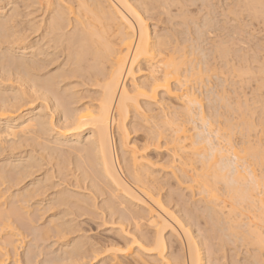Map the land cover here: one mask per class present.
<instances>
[{
	"label": "bare ground",
	"instance_id": "obj_1",
	"mask_svg": "<svg viewBox=\"0 0 264 264\" xmlns=\"http://www.w3.org/2000/svg\"><path fill=\"white\" fill-rule=\"evenodd\" d=\"M214 1L217 2L216 0H0V153L3 154L7 150L9 155L14 157L17 155L12 161L3 162L5 158H1L0 232L4 231L2 227L13 232L15 228L10 229L12 220L28 217L33 209V212L36 210L38 214L41 210L45 213L49 212V209L54 210L57 206L58 209L65 207L67 210L64 214L58 210V213L51 214L45 223L46 226H42L43 228L40 226L41 230H38L35 224L32 225H35L36 229L31 226L34 232L39 231L36 232L38 236L36 233L34 235L40 242L48 240L53 232L52 237H57L60 254L62 250V257L59 255L60 258H52V262L44 261V264H79L78 262H82L87 255H95L92 259L103 255L104 258L97 261L100 264H215L212 258L216 259V257L211 255H214V250L218 248L214 249L210 244L214 250H209V233H214L218 239L220 252L228 243L234 241L255 244L258 248L254 250L255 252L251 251V254L252 252L254 254L251 255L253 256L251 263H264V254L261 255L264 252V141H261L264 136V128L262 130L261 127L264 125V99L260 100V97L258 100L259 97L255 96L256 99L253 97L255 101L258 100V102L253 100L255 102L253 105L258 103L256 106L260 109L253 107L259 113L257 118L254 117L255 120L257 119L256 123L251 118L252 103L249 106L246 105L248 102L239 103L242 97L236 96L235 100L238 101L234 106L230 104L233 98L228 99V95H225L226 91H222L223 88L228 90L227 87H230L226 84L228 79L223 77L225 75L227 77V74L223 73L221 76L222 72L229 75V72L225 71V69L229 71V64H232L229 63L231 60L229 56L235 57L237 64L242 65L244 62L245 66L249 64L243 60V55H239L240 50L236 48L237 46L229 45L235 41L236 35L239 36L237 26L243 31L245 28L248 31V25L243 28L245 21L239 23V17L235 16V12L232 13V9L236 6L241 12L245 10L244 13L246 12L256 21L261 20L262 24L264 0H218L217 4ZM195 5L199 8L196 10L199 11L198 14L204 13L199 15L201 22L199 21L198 24L192 23L190 19L191 24H194V30L192 26L190 30L194 33L193 37L190 33L189 39L185 36H188L186 34L189 27L186 26L190 23L185 17L190 14L189 7ZM230 6L234 7L231 9ZM172 7L173 12L176 10L174 14L171 11ZM187 7L189 9H186ZM230 13L235 14L238 19L234 18L237 21V25L233 23L236 27H229L232 30L227 26L230 22ZM191 15L195 19V14L191 13L189 17ZM163 16L166 17L165 21H162ZM183 17L188 23L179 25L178 20ZM242 18L240 19L243 20ZM174 19L178 21V25L175 24L178 27L181 24L185 25L183 27L187 29H184L185 35H182L184 30L180 28L176 30L174 25L168 28ZM183 19L180 21L183 22ZM248 19L249 22L253 20ZM148 21H155L156 27L162 21L165 25L168 24L165 27L168 29L163 31L160 28L158 32L151 28V31ZM174 30H181V33L178 32L176 35ZM224 30L225 33L226 30H231L228 34L234 35L233 39L227 33L225 36L220 35L219 32L224 33ZM249 34L247 36L251 35ZM32 36H36V40L31 41ZM183 36L185 42L190 44L187 47L189 50L184 48L185 42L180 39ZM225 37L227 40L221 39ZM235 38L239 39L237 36ZM205 41L210 47L203 45V49L202 44ZM182 46L186 51L188 50L187 53L183 52ZM262 50L260 45V50L255 49L254 52H264ZM255 53L254 57H257L258 61L253 57V61H250L251 57L247 59L251 63L257 62L258 70L260 69L261 74H264V58L262 57L261 60V56L258 57L260 53ZM186 56L198 57L199 63L196 61L197 64L189 63ZM210 57L221 59L222 61H219L220 64L223 62L224 70L219 66L222 72L218 76L222 80L217 76L211 78L217 80H213L216 82H213L215 85L211 86V80L206 81L204 91L211 93L206 92L207 96H203H206L208 105L213 104L212 100L214 103H221L224 112L226 111V114L223 112L224 115L217 113L222 106L217 104L220 107L214 108L213 104V106L209 105L210 107L206 106L208 109L213 107L212 113L209 110L211 115L208 116V109H206L208 113L204 111L203 108L206 107L202 106V100L198 97L202 94L196 95L194 87L187 89L188 82L203 77L211 70L214 71V65L211 66L212 68L208 65H217V63L215 59H212L215 63L209 61ZM236 63L234 62L235 66L233 64L232 66L236 67ZM54 65L55 68L50 70L49 68ZM239 69L237 70L239 75H236L243 74L244 77V74H247L246 81H249L250 75H254L250 72L253 68L248 67L249 70L246 68V72L245 69L244 72L242 68ZM231 73L236 72L231 71ZM257 77L259 78V75ZM261 77V80H258L263 89L264 79ZM223 79L227 82L225 83ZM232 85L230 88L233 94L235 88H232ZM214 88L218 89L217 92L219 90L221 92L217 93L215 89V93ZM237 92L235 93L238 94ZM259 92H255L256 95ZM228 93L229 90L226 94ZM208 95L211 98L214 95L211 102L208 101ZM23 108L24 110L20 112ZM14 113L19 114L15 116ZM233 113L239 117L238 120L236 119L237 122L232 120L235 116L232 115ZM222 115L223 123L219 122V119L223 118ZM186 123L193 126L192 129L189 128L195 131L193 135L189 133L188 128L186 129ZM215 123L219 126L222 123L221 127H215ZM212 126L216 129H212ZM256 126L261 127L257 131L259 135H255L258 143L248 140L249 133H253ZM235 130H239L241 134L237 132L242 135V139L245 138V141L238 140L241 143L243 141L241 148L240 144L238 145L239 150L230 139L234 137H231V134L234 135ZM138 131L142 132L141 136H143L142 141L140 140L141 145H133L135 141L131 145L130 133H138ZM162 151L168 156L165 161L158 160V157L162 160L166 158L165 153L162 154L164 159L161 157ZM44 164L45 167L51 165L45 170L41 179L37 178L38 180L31 181L27 186H19L32 177L34 169H42ZM153 171L168 173L161 178L172 176L170 179L174 178L173 183L180 187L188 184L186 191L196 190L198 193L196 197L199 196L203 207L199 208L202 203L196 207V201V204L193 203L194 210L198 208L199 211L196 209L195 212L192 209V203V207H186L185 210L191 209V215L193 212L196 215L200 212V218L205 213L207 224H204L205 219L201 221L209 227L205 229L204 225L202 228L198 226L201 229L199 232L203 230L205 232H198L196 226L202 224L200 218L193 215V218L199 219L194 228L197 234L194 235L190 227L195 222L190 224L194 221L190 212L183 211V214L182 209L177 208V205L180 206L177 200H180L181 204L182 200L185 201L188 197L182 199L185 196H181L184 191L180 192L177 190L180 188L176 187L175 192L179 199L173 194L177 197L175 199L171 193L173 191H170L174 190L175 184L172 185L170 179L168 181L164 179L167 183L170 182V185L167 184L159 179L160 173L156 174ZM56 174L59 181L51 182ZM154 174L158 177L156 178ZM158 180L162 181V185ZM163 184L168 185L167 194L161 191ZM47 188L51 191L53 189L54 192L48 200L46 199L47 204L42 206L44 197H40L41 200L36 199L42 191L46 192ZM193 194L191 192V197ZM97 198H102L99 207L100 203L98 205L96 203ZM34 199L36 201L33 208L34 205L30 203ZM188 202L190 201L187 200V204ZM170 204H173V207H170ZM181 206L183 208V204ZM175 207L184 219L188 217L185 220L190 223H186L184 219L185 223L180 222L178 218L182 219V217L176 215L180 212L173 210L174 214L171 211ZM74 210L85 211L80 213L84 216L86 212L90 216L89 213L107 216V220L111 221H108L110 225L112 226L113 223L118 227L115 232L116 238L125 241L120 244L122 242L119 243L117 239L118 242H115V239L111 238L114 241L105 243L102 240L94 243L93 238L89 237L90 234L87 233L86 236L85 230L86 235L80 234L81 236L79 235L76 240L74 238L75 241L71 240L70 243V240L65 239L64 236L79 234L83 227L74 224L73 219L63 220L64 222L61 220L73 214ZM97 211L100 213L98 214ZM77 214L79 213H76V216ZM79 227H82L81 230L77 229ZM149 228L152 229L150 235L149 232L148 234L145 232ZM12 232L10 235L14 236ZM177 234L181 239L175 244L173 238ZM169 241L175 245L182 243L185 253L183 251V254L181 250L175 252L176 248L172 250L173 244ZM17 244L18 241L12 240L4 243L5 246L12 248L14 254ZM167 244H171L168 245V250L174 251H169L171 255H168ZM182 244L178 248L182 247ZM0 264H3L1 259Z\"/></svg>",
	"mask_w": 264,
	"mask_h": 264
},
{
	"label": "rangeland",
	"instance_id": "obj_2",
	"mask_svg": "<svg viewBox=\"0 0 264 264\" xmlns=\"http://www.w3.org/2000/svg\"><path fill=\"white\" fill-rule=\"evenodd\" d=\"M216 1L218 2V0H216ZM219 1H220V0H219ZM214 2H215V1H214ZM217 2H215V4H217ZM218 4H220V2H219ZM189 5H190V4H189ZM196 5H197V4H196ZM196 5H195V7H193V6H192V7H189L190 9H189L188 7L186 8V9H189L188 12L190 11V12H189L190 14H191V13L195 14V15H194V16H195L194 18H195L196 20L193 19V15H191V16L189 17L190 14L188 15V12L186 13V14L188 15V17H185V16H184L185 18H188L190 24H191V22L194 23V24H195V23H197V24L200 23L201 21H200L199 19H201V16H199V15H203V13H204V12H201L202 14H201V13L198 14L197 12H199V11H196V10H198L199 8H197ZM217 6H218V5H217ZM219 6H220V5H219ZM234 6H235V5H234ZM234 6H233V7H234ZM233 7L230 6L231 9H232ZM172 8H173V7H172ZM195 8H196V9H195ZM192 9H193V12H192ZM236 9H237V7L235 6L234 9H232V10H233L232 13L235 12L236 15H235V14H234V15H235L237 18L239 17V23H241V22L244 23V21H245V23L247 22L246 24L244 23L243 28L247 27V25H248V27H247V28H248V31H246V28H245L244 31H243V30H241V29L237 26L238 31H237V30H236V31L239 33V36H238V35H236V36H237V38H239L238 40H239L240 42H241V41H242V42L239 43V41L236 40V38H235L236 36L234 37V35H232V36L234 37L235 41L232 40L233 37L231 36L230 33H231L232 28H233L234 26L236 27V25H237V21L234 20V18H235V19H237V18H236L233 14L230 13V15H233V16H231L233 19H232V18L230 17V15H229V21H230L232 24L234 23V24H236V25L233 24V26H231L232 24L230 25V22H229V24L227 25L228 28H229V27H232V28H229V29H231V30H229V31L226 30V31H227L226 33H227V34H228V32H230V33L228 34V36L230 35V37L232 38V39H229V40H230V41H234V42H231V43L229 42V43H230L229 45H230V47H231V45H232L233 47H234V46H235V47L237 46L236 48H237V49L239 48L238 50H240V51H239V55H241V56L243 55V60L246 61L247 64H248V63H249V64H252V65H249V64L247 65V66L249 67V69H252V68H253V70H255V71L257 70V73H258V74L255 73V71H253V70L251 71V70H250V72H253L254 75H250L251 73L248 74V75H250V77L253 76L252 78H254L255 80H253L252 78L249 77V81H246V80H248V79H247L248 77H246L247 74H244V75H245V76H244L245 78H244V77H242L243 74H241V76H238L239 73H238V71H237V70H240L239 68H242V69H243V72H244V69H245V72H246L247 69H248V67L245 66L246 63L244 62V64H242V65H240V63L237 64V63H236V60H235V57L232 56V57H233V60H232V57L229 56V58H231V60L229 59V60H230L229 63H232L234 66H235L234 62L236 63V67L232 66V64H229V66H230L229 71L225 69V71L229 72V75H231V77H230V76L228 75V73H226V72H222V70H221V69L224 70V68H223V67H224V66H223V62H222V64H220V63H221L220 61H222V60L217 58V60H218V62H217L216 58H214V57L211 58V57H210L211 60H210V59H208V60H209V61H212V59H215V60H216L215 62L217 63L218 66H217L216 64H212L211 62H210V63H211L212 65H210V64L208 63V64H209L208 66H210V68H212L211 66L214 65L213 67H215V69H216L217 72L215 71V69H213L214 71H212V70L210 69L211 71L208 72V74H206V75L204 74L203 77H201V78H196V80H192V79H191L192 81H190V82L187 83V89H192V87H194V88H193V89H194V92H197L196 95H197V94H198V95H199V94H202V95H199L198 97L200 98L199 100H202L201 102H202V106H203V107H206V106L208 105V103L206 102V101H207V99H206L207 93H211V92H207L206 90L204 91V89H205V85H204V84L206 83V81L210 82V80H211V82H210V83H211V86H212V85H215L214 83H216V82H214V81H217V80H216V79H211V78H214L213 76H215V77L217 76V78L220 79L221 77L218 76V74H219L220 72H222V75L219 74V75H221V76H223V73H224V75L227 74V77H228V78L225 77L226 75L223 76V77H224V79H226V80L228 79V82H229V83H228L226 80H224V79H223V81H225V83L227 82L226 84H229L230 87H231L232 84H233V85H232V88H235V89H236V88L241 87V88H239V89H236V91H238V92H237L238 94L235 93V92H236L235 89H233L235 92L233 91V94H232V93H231L232 90H231L230 87H227V89L229 90V93H228V94H226V92H228V90H225L226 88H223V90H222L221 88L218 87V89H220V90H222V91H226V92H225V95H226V96L228 95V96H227V97H229L228 99L233 98V99L230 100V104H231V103L233 104V105L231 104L232 106H234V105H235V102L238 101V99L235 100L236 96H238L237 98L242 97V98L239 99V103L244 101V102H245L244 104H246V103L248 102L249 104H248V103L246 104V105H248V106L252 103V105H251L252 107L250 106L251 109H253V107H255V106L258 104V103H256L255 106L253 105L256 101L258 102V100L260 99V97H261L260 100H263V99H264V97H263V96H264V94H263V92H264V88L262 89V87H261L260 84H259V82H260L259 80H261L260 77H261V75H262L263 77H261V78L264 79V74H261L262 72L259 71L260 69L258 70V68H257V67H258L257 62H252V63L250 62V61H253L255 58H257V57H254V56H256V55H254V53H255V52H254L255 49H256V50H260V45H262V49L264 50V48H263V47H264V45H263V44H264V23L261 24V20H257V21H256V19H253L252 16H251V17L248 16V14H247L246 12H245V13L243 12V11H245V10H242V9H241V10H242V12H241L239 8H238L237 10H236ZM172 10H174V8L171 9V11H172ZM186 11H187V10H186ZM237 11H238V12H237ZM172 12H173V11H172ZM174 12H176V10H175ZM174 12H173V14H174ZM194 12H195V13H194ZM219 12H221L220 9H219ZM239 13H240V14H239ZM196 14H198V16H196ZM241 14H243V16H242ZM237 15H238V16H237ZM246 15H247L248 17H247ZM184 17H183V18H184ZM198 17H199V18H198ZM241 17H243V18H242L243 20L240 19ZM165 18H166V17L163 16V20H162V21H165V20H164ZM183 18H180V20L183 19ZM185 18L183 19V22L177 19V20L179 21V25H180V23H182V24H186V23H188V20L185 19ZM248 18H251L250 21L253 19V20L251 21L252 23L249 22V19H248ZM190 19L192 20L191 22H190ZM221 19H223V18H221ZM221 19H220V20H221ZM175 20H176V19H174L173 21H175ZM186 20H187V21H186ZM237 20H238V19H237ZM240 20H241V21H240ZM162 21H160L161 23H160V22L158 23V21H156V22L158 23V24H157V27H156V24H154L155 21H153V22L148 21L147 23H148V25H149V29L153 28V29H155L156 31L158 30V32H159L160 28H161V30H163V29L166 30V29H168L171 25H174V26L176 27V28H175L176 30H178L179 28H180L181 30L186 29V28L183 29V27H185V25H182V24H181L180 27H178V26H177V25H178V21H177V22L175 21L176 23L172 21V23H174V24L171 23V24H169L168 28H165L168 24L165 25V23H162ZM193 21H194V22H193ZM199 21H200V22H199ZM258 21H259V22H258ZM184 22H186V23H184ZM166 23H168V22L166 21ZM175 24H177V25H175ZM190 24H188L189 26H188V25L186 26V27H189V30L187 31V34H186V35H188V36H185V37H189V39H190V33H191V37H193L192 34L194 33V31H193V30H194V29H193V28H194V26H193L194 24H191V25H190ZM259 24H260V25H259ZM159 25H160V26H159ZM163 25H164V26H163ZM217 25H218V24H217ZM241 25H242V24H241ZM250 25H251V26H250ZM161 26H163V28H162ZM190 26H192L191 28H192L193 30H190V29H191ZM218 26H220V25H218ZM244 26H245V27H244ZM155 27H156V28H155ZM249 27H250L251 30L249 29ZM251 27H252V28H251ZM172 28H173V27H172ZM217 28H218V27H217ZM237 28H236V29H237ZM239 29H240L241 31H239ZM252 29H253V31H252ZM164 30H163V31H164ZM170 30H172V29H170ZM176 30H174V31H176ZM181 30H180V31H181ZM186 30H187V29H186ZM151 31H152V29H151ZM180 31H176V32H175L176 35H178L177 33L180 32ZM189 31H191V32H189ZM245 31H246L247 33H246ZM249 31H250V34H251V35L249 34ZM160 32H162V31H160ZM185 32H186L185 30H184V32L182 31V35H183ZM251 32H252V33H251ZM180 33H181V32H180ZM188 33H189V34H188ZM217 33H218V32H217ZM219 33H220V35H223V34H224L223 36L226 35L225 30H224V33H223V31H222V32H219ZM219 33H218V34H219ZM245 33H246V34H245ZM241 34H242V35H241ZM248 34H249L250 36H247ZM252 34H254V35L252 36ZM180 35H181V34H180ZM180 35H179V36H180ZM182 35H181V36H182ZM184 35H185V34H184ZM244 35H246V36H244ZM181 36H180V37H181ZM242 36H243V37H242ZM257 36H260V37L258 38ZM33 37H34V38H33ZM230 37H229V38H230ZM245 37H246V38H245ZM249 37H250V38H249ZM252 37H254V38L252 39ZM256 37H257V38H256ZM35 38H36V36H32V37H31V41L36 40ZM183 38H184V36H183L182 38H180V39H183ZM33 39H34V40H33ZM186 39H187V38H186ZM189 39H187V41H188ZM202 39H203V38H202ZM221 39H224V40H225L226 37H225V38H221ZM242 39H243V40H242ZM245 39H246V40H245ZM247 39H249V40H248V43H247ZM259 39H260V40H259ZM226 40H227V39H226ZM253 40H254V41H253ZM183 41L185 42L184 39H183ZM251 41H253V43H251ZM257 41L259 42V44H258ZM188 42H189V41H188ZM206 42H207V41L203 42L202 46H203V45L208 46L209 44L207 45ZM244 42H245L246 44H248V45H246ZM249 42H250L251 44H250ZM255 42H257V43H255ZM260 42H261V44H260ZM232 43H233V44H232ZM234 43H238V44H234ZM183 44H185L186 47H184V46H185V45H184V46H182V49L187 48V47H189V45H190V44H188V43H186V42L183 43ZM254 44H255V45H254ZM253 45H254L255 47H254ZM257 45H258L259 47L256 48ZM206 46H205V48H207V49H208V47H210V45H209L208 47H206ZM241 46H243V47H241ZM183 47H184V48H183ZM230 47H229V48H230ZM240 47H241L242 49H240ZM250 48H251V49H250ZM253 48H254V49H253ZM258 48H259V49H258ZM187 49H188V48H187ZM203 49H204V46H203ZM207 49H205V50H207ZM232 49H235V48H232ZM244 49H245V50H244ZM252 49H253V50H252ZM188 50H189V49H188ZM188 50L186 51V49H184L183 52L186 51V53H187ZM241 50H243V51H241ZM248 50H249V51H248ZM263 50H262V51H263ZM250 51H252V52H250ZM241 52H242L243 54H242ZM249 52H250V53H249ZM240 53H241V54H240ZM251 53H253V54H252L253 56L251 55ZM259 53H260V54H259ZM259 53H258V51H257L255 54H259L258 57L261 56L260 58H261V60H263V58H264V52H259ZM261 53H262V54H261ZM237 54H238V53H237ZM185 55H187V54H185ZM245 55H246L247 57H246ZM244 57H245V58H244ZM250 57H251V60L248 61V60L250 59ZM252 57H253L254 59H252ZM262 57H263V58H262ZM186 58H187L188 62L191 63V64H197L196 62L199 61L198 57H194V56H190V57H189V56H188V57L186 56ZM195 58H196L197 60H195ZM247 58H249V59H247ZM260 58H259V59H260ZM192 59H193V61H192ZM219 60H220V61H219ZM234 60H235V61H234ZM255 60L258 61V58L255 59ZM261 60H259V61H261ZM190 61H192V62H190ZM195 61H196V62H195ZM231 61H232V62H231ZM212 62H213V61H212ZM215 62H213V63H215ZM237 62H238V61H237ZM198 63H199V62H198ZM253 63H255L256 65H253ZM243 65H244L247 69H246L245 67H243ZM199 66H201V65H199ZM206 66H207V65H206ZM219 66L221 67V69H220ZM231 66H232L233 68H232ZM240 66H242V67H240ZM202 67H203V66H202ZM218 67H219V68H218ZM53 68H55V65H54V67L52 66V67L49 68V69L51 70V69H53ZM237 68H238V69H237ZM206 69H208V68H206ZM217 69H218V70H217ZM219 69H220V70H219ZM230 69H232V70H230ZM249 69H248V70H249ZM231 71L234 72V73L236 72V73H235V74H232ZM214 72H216V73H215L216 75L214 74ZM259 72H260V73H259ZM230 73H231V74H230ZM236 74H238V75H236ZM255 74H256L257 76L259 75V78H258L257 76H255ZM211 75H212V76H211ZM233 75H236V76H233ZM210 76H211V77H210ZM254 76H255V77H254ZM233 77H234V78H233ZM239 77H240V78H239ZM241 77H242V78H241ZM206 78H207L208 80H206ZM243 78H244V79H243ZM258 79H259V80H258ZM213 80H214V81H213ZM221 80H222V78H221ZM256 80H257V81H256ZM244 81H246V82H244ZM208 82H207V83H208ZM213 82H214V83H213ZM230 82H232V83H230ZM239 82H240V83H239ZM256 82H257V84H256ZM210 83H208V84H210ZM212 83H213V84H212ZM225 83H224V84H225ZM238 83L241 84L239 87H237V85H239ZM230 84H231V85H230ZM234 84H235L236 87L234 86ZM244 84H245V85H244ZM258 84H259V85H258ZM203 85H204V87H202ZM242 85H243V87H242ZM225 86H227V85H224V87H225ZM256 86L258 87V90H259V91H260L261 89H262L263 91L261 90V91L259 92V91L257 90V87H256ZM255 87H256V88H255ZM242 88H243V89H242ZM215 89H216V88H214V92H215ZM218 89H216V92H217ZM197 90H200L201 92H198ZM220 90H219V91H220ZM253 90H254V91H253ZM191 91H192V90H191ZM219 91H218L217 93H220V92H221V91H220V92H219ZM252 91H253V92H252ZM206 92H207V93H206ZM216 92H215V93H216ZM255 92H259V93H257V95H256ZM205 93H206V94H205ZM229 94H230L231 96H229ZM235 94H236V95H235ZM250 94H251V96H252V94H253V96L251 97ZM254 94H255V95H254ZM203 95H206V96L204 97ZM209 95H210V94H209ZM209 95H208V97H209V100H208V101L211 102V100H212V98H213L214 95L212 96V98H211V96H209ZM258 95H259V96H258ZM239 96H240V97H239ZM249 96H250V98H249ZM255 96H257V97H259V98L255 97ZM203 97H204V99H205L204 101H203ZM246 97H247L248 99H247ZM253 97H255V99L257 98L258 100L255 101ZM252 98H253V99H252ZM244 99H246V100H244ZM250 99H251V100H250ZM234 100H235V101H234ZM240 100H241V101H240ZM248 100H250V101H248ZM253 100H254L255 102H254ZM231 101H234V102H231ZM252 101H253V102H252ZM171 102H173V100H171ZM203 102L206 103L205 106L203 105V104H204ZM212 103L214 104V106H213V104H211V103H210L209 105H210V106H213L214 108H215V107H217V108L220 107V106H217V104H218V105H221V103H214L213 100H212ZM237 103H238V102H237ZM209 105H208V107H210ZM221 106H222V105H221ZM213 107H211V108H209V109L206 107V108H203V109H205L204 111H206V109H208V112H209V110H210V112L212 113L211 109H212ZM221 108H223V106L220 107L219 109H221ZM219 109L217 110V113L223 114V112H224V108H223V110H219ZM255 109L260 110L258 106H256ZM255 109H253V111L251 112V113H252V114H251V115H252L251 118H253V120L257 123V121H256L257 119L255 120V118H257V115H259V113H258L257 110H255ZM23 110H24V108H23V109H20V112H22ZM220 111H222V113H221ZM18 112H19V111H18ZM206 112H207V111H206ZM206 112H205V113H206ZM208 112H207V113H208ZM210 112H209V113H210ZM207 113H206V114H207ZM209 113H208V116L211 115V113H210V114H209ZM255 113H256V114H255ZM257 113H258V114H257ZM14 114H16V113H14ZM17 114H19V113H17ZM17 114H16L15 116H17ZM224 114H226V111L224 112ZM224 114H223V115H224ZM237 114H238V113H237ZM223 115H222V116H223ZM232 115H235L236 117L238 116V115H236V113H235V114L233 113ZM253 115H254V116H253ZM235 116H233V119H232V116H231V119H232V120H235V121L237 122V120H238L239 117L235 118ZM254 117H255V118H254ZM258 117H259V116H258ZM234 118H235V119H234ZM223 119H224V116H223V118L219 119L220 121H219V120H218V121L223 123ZM236 119H237V120H236ZM222 123H221V124H222ZM234 123H235V122H234ZM218 124H219V123H218ZM221 124H220V126H219V125H216V123H215V125H216L215 127H217V126L221 127ZM188 125H189V124L186 123L185 127H186V129L188 128L187 130L189 131L190 129H192L193 126L191 127V124H190L189 127H188ZM213 125H214V124H213ZM198 126H199V125H198ZM263 126H264V125L261 126V127H262V130H263V128H264ZM190 127H191V128H190ZM215 127L212 126V129L215 128ZM258 127H259V126H256V127H255V130H253V131H254L253 133H251V132L249 133L250 136H249V135H248V136H249L250 138H252V139L248 138V140H250V141L252 140V142L258 143V140H256V136H255V135L258 134V132H257V131H259L258 129H261V127H259V128H258ZM189 128H190V129H189ZM215 129H216V128H215ZM237 131L239 132V130H235V131L233 132L234 135L231 134V137H232V136H234V137L230 138V139H231V142H233V144H235L234 146L237 145V146H236V149H238L239 146H240V148H241V145H242L243 141H245V138L243 137V139H244V140H243V139H242V135L240 136L241 133L239 132V133H240V134H239ZM191 132H192V133H191ZM189 133L193 135V134L195 133V131L190 130ZM236 133H238L239 135L236 134ZM141 135H142V132L139 133V131H138V133H136V132H135V133H132V132H131V133H130V136H129V139H130V141H131V145L133 144V141L136 142V143L134 142L135 144H133V145H136V144H137L136 146L141 145L140 142L142 141L141 139H143V138H142L143 136H141ZM143 135H144V134H143ZM236 135H237V136H236ZM258 135H259V134H258ZM240 137H241V138H240ZM239 138H240V139H239ZM263 138H264V136L261 138V139H262L261 141H264ZM257 139H258V136H257ZM259 139H260V137H259ZM140 140H141V141H140ZM238 140H240V141L243 140V141H242V143H241V142L238 141ZM246 140H247V139H246ZM256 141H257V142H256ZM238 142H239V143H238ZM252 142H251V143H252ZM237 143H238V144H237ZM239 144H240V145H239ZM262 144H263V143H262ZM238 145H239V146H238ZM242 147H243V146H242ZM240 148H239V149H240ZM239 149H238V150H239ZM5 152H6L8 155H7ZM164 153H165V156H164V155H163V156L166 157L165 159L162 157V154H164ZM1 155H2V156H1ZM4 155H5V156H4ZM160 155H161V157H162L164 160H162L160 157H158V160L165 161V160L168 158V156H166L167 153H166L165 151H164V152L162 151ZM158 156H159V155H158ZM153 157H154V155H153ZM1 158H2V159L5 158V159L3 160V162H5V161H12V159L17 158V155H16L15 157L12 156V155H9V152L6 150V151H4L3 154L0 153V163H2V159H1ZM6 158H7V159H6ZM10 158H11V160H10ZM156 160H157V158H156ZM49 165H51V164H49ZM49 165L47 166V164H46L47 167H45V164H44V165L42 166V169H44V170H42V169H38V168H37L38 170H37V169H34V171H33L34 173H32V175H31L32 177H30L29 179H26V180L24 181V183H21L19 186H20V187H22V186H27V185L30 184L31 181H33V180L36 181V180H38V179H41L42 176L44 175L43 173H45V170H47V169L50 168ZM43 167H44V168H43ZM35 170H36V171H35ZM40 171H41V172H40ZM53 171H54V170H53ZM37 172H38V173H37ZM153 172L156 173V174H159V173H160L159 171H157V172H156V171H153ZM161 174H163V175H161ZM164 174L167 175L168 173L161 172V173L158 175V176H159V179H162L161 177H162V176H165ZM40 176H41V177H40ZM154 176H155L156 178L158 177V176L155 175V174H154ZM53 177H54L55 179H52L51 182H58V181H59V178H58V175H57V174H56V177H55V176H53ZM53 177H52V178H53ZM171 177H172V176H171ZM171 177L169 176V178H168V176H167L166 179L163 177L162 181H165V180L168 181V179H170ZM37 178H38V179H37ZM164 179H165V180H164ZM172 179H174V178H172ZM172 179H170V182H171V184L173 185V184H175V182L173 183V181H175V180H172ZM158 181H159V180H158ZM162 181H161V182H162ZM166 181H165V182H166ZM184 181H185V180H184ZM159 182H160V181H159ZM161 182H160V185H162ZM170 182H168V183L166 182V183L170 185ZM46 184L49 185V183H46ZM164 184H165V183H164ZM164 184H163V185H164ZM167 184L164 185V187L162 188V190H161L162 193L165 192V193L167 194L166 191L169 192V189L167 190V188H168V185H167ZM184 184H185V183H184ZM181 185H183V184H181ZM185 186H187V187H185ZM185 186L183 185V186L180 187V185H178V184L176 185V184H175V188H174V190L172 189V187H174V186H172V187L170 188V189H172V190H170V191H173V192H171L172 195H173V194L176 195L177 193L175 192V189L180 188V189H177V190H179L180 192L184 191V192H182V193H184V194H182L181 196L183 197V196L185 195L182 199H185V198L188 196V197L186 198L185 201L182 200V203H181V204H183V208H182V206H181V204H180V202H179L180 200H179V201L177 200V204L179 203V205L181 206V207H180V206L177 205V208H179V210L182 209V213H183V211H185V212H187V211L190 212L191 209H189V208H191L192 205H193L192 209L194 210V206H195V204H196V203H195L196 201H197L196 207H198V206L200 205V203H202V204H201L202 206L200 205L199 208L203 207V202H200V198H199V196L196 197L197 194H198V193H196V190H195V189H194L193 191H192V190H190V191L188 190V191H189V192H188V191H186V188H188V184H185ZM176 187H177V188H176ZM47 189H48V188H47ZM12 190L15 191V189H12ZM49 190H50V189L46 190V192H45V190L42 191V192H44L45 194L43 193V194H44V195H43L42 192H41L42 196H40V195H41V194H40L39 197H37V199H36V200H41V198L44 197V198H42V199L45 200V201L42 203V206L47 204L46 199L48 200V199L51 197L50 195H52L53 192H54L53 189H52V191H51V190L49 191ZM72 190H73V189H72ZM47 191H49V192H47ZM73 191H77V190H73ZM179 191H177V192L179 193ZM191 192H192V194L195 192V193L193 194V197H194V198L191 197V196H192V195H191ZM84 193H87V192H84ZM46 194H47V195H46ZM179 194H181V193H179ZM195 194H196V195H195ZM175 195H173V197H175ZM177 195H178V194H177ZM177 195H176V196H177ZM194 195H195V196H194ZM181 196H180V197H181ZM40 197H41V198H40ZM177 197H178V196H177ZM177 197H175V199H176ZM190 197H191V198H190ZM177 199H179V197H178ZM189 199H190V200H189ZM191 199H192V200H191ZM36 200L34 199V201H32L30 204H32V206H33ZM101 200H102V198H100V199L97 198V202L95 201V202L97 203V205L101 202ZM187 200L190 201V202H188V204H187ZM194 200H195V201H194ZM198 200H199V201H198ZM45 202H46V203H45ZM184 202H185V203H184ZM198 202H199V203H198ZM0 203H2V202L0 201ZM38 203H41V202H38ZM191 203H192V205H191ZM193 203H195V204H193ZM185 205H186V206H185ZM197 205H198V206H197ZM99 206H101V203L98 205V207H99ZM189 206H191V207H189ZM34 207H35V205L33 206V208H34ZM56 207H57V206H56ZM56 207L54 208V210H53V208H52V210H53L54 212H52L51 209H49V212H46V213H45V212H41V211H42V210H41L40 213H41V214L44 213V214L41 215L38 211H37V212H38V214H37V213H36V210H35V212H33V211H34V209H33V211H32L33 213L31 212V214H30L28 217L26 216V217H19L18 219H13V220H12V226H10V229H11V228H12V229L15 228V230L13 229V232H12V230L5 229L4 227L1 228V229H4L3 232H0V259L2 260L3 264H41V262H43V264H44V261H45V263H46V262L48 263L49 261L52 262L51 260H53V259H56V258H60V257H62V250H61V254L59 253V252H60V250H59V249H60V248H59L60 246H59V244H58V242H57V237H56L55 235H54V236H55L54 238L52 237V236H53V232H51V233H52V234L50 235L51 237H49L48 240H46V241H44V242H40V240H37L38 237H36V235L38 234V233H36V232H39V231H35V232H34V230H33L34 228L36 229V226H37V229H38V230H41V229H40V226H41V228L44 227L45 223H46V222L48 221V219H49L48 217H50L51 214H55V213H58V212H60V211H61V212H60L61 214H62V212H63V214H64V212L67 210V209H65V207H60L59 209H58V207H57V209H56ZM170 207H173V204H170ZM186 207H189V208H187V211L185 210ZM177 208L175 207V209L173 208L171 211H172V212H174V211H175V212H180V211H178ZM196 209H198V208H195V210H196ZM50 210H51V211H50ZM57 210H58V212H57ZM173 210H174V211H173ZM195 210H194V211H195ZM43 211H45V210H43ZM74 211H75V210H74ZM196 211H197V210H196ZM196 211H195V212H196ZM198 211H199V209H198ZM200 211H201V209H200ZM82 212L84 213L85 211H82ZM82 212H81V211H79V212H78V211H77V212L75 211V212H73V214L71 213V215H67V217H64L65 219H62V220H61L62 222H64V221H69V220H72V219H73L74 222H75L74 224H77L78 226L80 225V226L83 227V228H82V227L77 228L78 230H79L80 228H82V230L80 229V230H81V231H80L81 233L78 232L79 234H77V233H75L76 235H75V234H72L73 236H72L71 234H67L66 236H64L65 239L70 240V243H72L71 240H73L74 238H75V240H76L77 237H78L80 234H82V235H86V234L88 233V234H90L89 237H92V238H93L92 242L95 241L94 243H97L96 241H98V243H99V242L102 241V240L105 241V243H106V241H107V243H108V242L111 240V238H113V239H115V242H118V241H119V243L122 242V243H120V244H123V241H125V240L122 241V239H120V238L118 239V238H116V236H115V235H116L115 232H116V230H117L118 227L115 226V224H113V223H112V226H111L110 223H109V222H111V221H109V219L107 220V218H108L107 216H106V217H107V218H106L105 216H102V215H97V214H96V215H95V214L92 215V213H89V214H91V216H90V215H88L87 212H86V214H85V216H84V214H83V215L80 214V213H82ZM88 212H90V210H89ZM97 212H98V211H97ZM175 212H174V214H175ZM76 213H79V214H77L78 216H80V217H81V216H84V217L78 218V216H76ZM99 213H100V211L98 212V214H99ZM191 213H192V212H190L189 214L191 215ZM197 213L200 214V212H197ZM61 214H60V216H62ZM183 214H184V213H183ZM199 214L196 215V213L194 214V212H193V215H195L194 217H196V218L199 217ZM201 214H202V212H201ZM72 215L74 216L73 218H72ZM176 215H177V216L179 215V217H180V216L182 217L181 212H180L179 214L177 213ZM176 215H175V216H176ZM186 215H188V214H186ZM186 215H184V216H186ZM193 215H191V218H192L194 221H191V223H190L189 221H186V220L188 219V217L185 218L186 220L184 219V217H182V219H181V218H178L177 216H176V217H177L179 220H181L180 222H182V223H185V221H186V223L189 222L190 224H192V222H193V223L195 222L194 224H192V225H194V226L192 227V225H191V227H190V230H191V231L193 230V233H194V235H195V234H197V230H196V232H195V229H194V228H195V224L197 225L196 222H198L199 219L196 220L195 218L192 217ZM40 216H41V217H40ZM60 216H59V217H60ZM68 216H70V217H68ZM86 216H87V217H86ZM88 216H89V217H88ZM93 216H94V217H93ZM97 216H98V217H97ZM188 216H189V215H188ZM200 216H202V215H200ZM39 217H40V218H39ZM202 217H203V218H202ZM202 217H201L202 219L199 217V218H200V222H201L200 224H202V225H197V226H196L197 229H198V232H199V230H201V229H199V228H202L204 224H207V221H206V218H205V213H204V216H202ZM38 218H39V220H38ZM99 218H101L102 220L99 219ZM103 218H105V219H103ZM28 219H29V220H28ZM40 219H41V220H40ZM76 219H77V220H76ZM183 219H184L185 221H184ZM204 219H205V223L203 224V223H202L203 221H201V220H204ZM63 220H64V221H63ZM103 220H104V223H103ZM182 220H183L184 222H183ZM1 221H2V220H0V222H1ZM61 221H58V222H61ZM108 221H109V222H108ZM80 223H81V224H80ZM105 223H108V224H105ZM32 224H35L36 226H35V225L33 226ZM72 224H73V223H72ZM103 224H105V225H103ZM31 226H32V228H33V227H34V228L31 229ZM42 226H43V227H42ZM45 226H46V225H45ZM114 226H115V227H114ZM198 226H200V227L198 228ZM204 226H205V227H203V228H205V229H207V228L209 227V226L207 227V225H204ZM38 227H39V228H38ZM116 227H117V228H116ZM83 229H84V230H83ZM87 229L89 230L88 232H87ZM85 230H86V234H85ZM110 230H112V231H110ZM144 230H145V229H144ZM83 231H84V232H83ZM11 232L13 233L14 236H11V235H10ZM112 232H113V233H112ZM145 232H146L147 234H148V232H149V235H150V234H152V229H151V228L146 229ZM150 232H151V233H150ZM203 232H205V231L203 230ZM203 232L200 231L199 233H203ZM35 233H36V235H34ZM177 233L179 234V232H177ZM88 234H87L86 236H88ZM178 234H177V236H178ZM91 235H92V236H91ZM94 235H95V236H94ZM149 235H148V236H149ZM214 235H215L214 233H212V234L209 233V237H210V239H209V246H210V244H211V246H212L214 249H215V248H218V249H215V250L213 249L214 252H215V254H214L215 256H214V255H211V257H212V256H213L214 258L216 257V259H213V258H212L213 261L215 260L214 262L217 263V262L219 261V262H218L219 264H232V263H233V264H234V263H235V264H247V263L250 261L249 264L251 263V261H252L251 259H252V257H253V256L251 257V255L253 254V252H255L254 250L258 248L255 244L252 245V244H249V243H247V242H245V241H236V242L234 241V243H233V242L228 243V244L226 245L227 247H223V248L221 249V252H220V251H219V246H218V244H217V243H219V242H217L218 239H216V237H215ZM37 236H38V235H37ZM80 236H81V235H80ZM177 236H175V237L173 238L175 244H178V243L180 242L178 239H181L180 235L178 236L179 238H178ZM94 238H95V239H94ZM38 239H39V238H38ZM96 239H97V240H96ZM104 239H105V240H104ZM107 239H109V240H107ZM113 239H112L110 242L114 241ZM116 239H117L118 241H117ZM165 239H166V243H167V240H168L167 234L165 235ZM171 239H172V238H170V240H171ZM173 239H172V241H173ZM175 239H176V240H175ZM7 240L18 241V244L16 245V254H14L12 248L7 247V246L4 245L5 241H7ZM75 240H73V241H75ZM210 240H211L212 242H211ZM42 241H43V240H42ZM177 241H178V243H177ZM169 242H170V241H169ZM181 242H182V240H181ZM210 242H211V243H210ZM102 243H103V242H102ZM170 243L173 244V242H170ZM175 244H173V245H171V244H167V250H168V245H169V246L171 245V246H173V247H171L172 250H174V249L176 248V249L174 250L175 252H177V251L179 252V251L181 250L182 253H183V251H184V253H185V250H183V249H185V248H184V246H183L182 243H180V244H182V247H179V248H178V246H179L180 244H179V245H175ZM174 245H175L176 247H175ZM213 245H214V246H213ZM180 246H181V245H180ZM209 246H208L209 250H212L211 246H210V247H209ZM254 246H256V247H254ZM171 248H170V249H171ZM177 248H178L179 250H178ZM180 248H181V249H180ZM182 248H183V249H182ZM208 248H207V249H208ZM210 248H211V249H210ZM250 248L253 249V250H251ZM172 250H168V251H167V252H168V255H171V254H172V253H170L169 251L174 252V251H172ZM176 250H177V251H176ZM213 250H212V251H213ZM216 250H217V252L219 251L218 253H220V254H218V253L216 252ZM224 250H225V251H224ZM206 251H207V250H206ZM206 251H205L204 253H206ZM247 251H248V252H247ZM251 251H253L252 254H251ZM207 252H208V251H207ZM222 252H223V253H222ZM224 252H225V253H224ZM57 253H59L58 256H57ZM169 253H170V254H169ZM182 253L180 252L181 255H182ZM184 253H183V254H184ZM174 254H175V253H174ZM222 254H223V255H222ZM262 254H264V252L261 253V255H262ZM59 255H60V257H59ZM177 255H179V254H177ZM217 255H218V256H217ZM253 255H254V254H253ZM55 256H56V257H55ZM88 256H89V255H87L85 258H88ZM92 256L94 257L95 255H92ZM92 256H89L88 259H85V258H84L82 262L80 261V262H78V263H79V264H81V263H82V264H87V263H88V264H100V263L97 262V261H99L100 259L104 258L103 255H100V257H99V255H98V256L95 258V259H96V260H95V259H92V258H93ZM101 256H102V257H101ZM172 256H174V255H172ZM172 256H171V257H172ZM246 256H247V257H246ZM263 256H264V255H263ZM263 256H262L261 258H263ZM221 257H223V258L220 259ZM52 258H53V259H52ZM258 258H260V257H258ZM49 259H50V260H49ZM218 259H219V260H218ZM246 259H247V260H246ZM263 259H264V258H263ZM92 260H93V261H92ZM261 260H262V259H261ZM89 261H90V263H89ZM244 261H245V262H244ZM263 261H264V260H263ZM28 262H29V263H28ZM50 262H49V263H50ZM243 262H244V263H243ZM246 262H247V263H246ZM216 263H215V264H216ZM218 263H217V264H218ZM251 264H252V263H251ZM261 264H264V263L261 262Z\"/></svg>",
	"mask_w": 264,
	"mask_h": 264
},
{
	"label": "snow or ice",
	"instance_id": "obj_3",
	"mask_svg": "<svg viewBox=\"0 0 264 264\" xmlns=\"http://www.w3.org/2000/svg\"><path fill=\"white\" fill-rule=\"evenodd\" d=\"M41 264H43V262H41Z\"/></svg>",
	"mask_w": 264,
	"mask_h": 264
}]
</instances>
